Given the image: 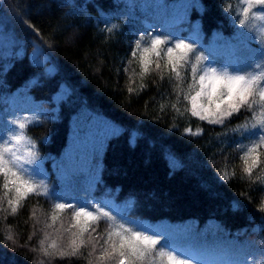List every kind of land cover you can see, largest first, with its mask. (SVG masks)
Masks as SVG:
<instances>
[{
  "label": "trees",
  "instance_id": "1",
  "mask_svg": "<svg viewBox=\"0 0 264 264\" xmlns=\"http://www.w3.org/2000/svg\"><path fill=\"white\" fill-rule=\"evenodd\" d=\"M241 9L242 0H0V126L40 117L41 123L24 132L36 142L37 163L57 197L29 196L15 215L0 213V264H88L85 258H49L41 250L44 221L50 222L51 206L62 202L60 197L79 204L106 202L137 224L170 233L179 244L203 246L214 256L212 242L234 240L243 244L250 262L260 260L264 164L250 180L238 150L250 141L232 131L223 135L224 126L190 112L161 110L166 101L175 103V82L166 70L163 79L153 71L141 88L138 65H129L139 36L160 34L173 43L177 37L194 42L208 58L202 66L257 72L255 63L264 53L253 61L241 51L264 50V37L259 32L255 40L240 28ZM255 23L258 30L264 27V21ZM113 24L117 28L109 33ZM191 82L189 72L185 92ZM181 100L176 107L184 112L190 105ZM244 115L241 110L226 125L234 129ZM11 126L14 135L19 130ZM185 127L202 134L190 135ZM0 138V144L13 143L2 133ZM222 170L235 175L224 181ZM2 185L0 178V198ZM69 219L62 214L65 226ZM45 230L56 239L54 229ZM103 230L102 221L98 231Z\"/></svg>",
  "mask_w": 264,
  "mask_h": 264
},
{
  "label": "snow or ice",
  "instance_id": "2",
  "mask_svg": "<svg viewBox=\"0 0 264 264\" xmlns=\"http://www.w3.org/2000/svg\"><path fill=\"white\" fill-rule=\"evenodd\" d=\"M255 9L260 11H254ZM199 10L201 13L204 11L202 5ZM262 14L264 0H242L238 21L240 28L251 32L254 26H249V21H264ZM115 28L117 25L113 24L107 31L111 33ZM33 31H36L34 27ZM258 31L264 37V27ZM242 35L243 32H240L237 37ZM145 40L148 46H142ZM52 46L48 43V47ZM130 57L129 65L136 63L140 69L138 75L142 81L141 88L144 87V77L153 71L163 79V72L166 70L169 80L175 82V103L166 101L161 105V110L172 107L179 115L190 112L191 117L207 121L210 125L224 126L223 135L232 131L250 141L249 144L241 143L238 150L243 152L240 157L243 173L251 180L254 169L264 164V54L255 63V68L260 69L259 71L232 72L228 67L217 68L211 63L202 66V62L208 58L197 49L194 42L177 37L173 43L163 35L150 34L139 36ZM189 72L192 82L185 92L183 85L186 84ZM135 75L137 73H133ZM128 90L136 91L132 87ZM181 96L190 105V108L183 106L184 112L176 107L177 104H182ZM241 110L245 113L244 122L237 124L234 129L226 125V121L234 115L239 116ZM33 123H41L40 117L13 119L11 124L19 130L8 137L13 143L0 144V178L3 179L2 187L5 190V197L0 198V213L5 215H15L29 196H42L46 201L57 199L49 188L43 167L37 163L41 161V157L36 142L24 132ZM184 131L190 135L202 134L200 129L193 132L191 128L185 127ZM26 165L29 167H25ZM234 175V171L231 174L227 170L221 171V179L224 181L230 180ZM60 200L62 202L52 204V210L48 214L50 222L44 221L43 239L39 241L44 256L49 258L57 255L61 258H85L88 264H264V244L260 248L259 261L254 258L250 262L244 246H237L238 250L233 256L216 257L203 246L179 244L170 233L139 225L126 213L108 207L106 202L79 204L64 200L63 197ZM5 202L7 207L3 206ZM259 210L264 212V201ZM65 213L70 216L67 226L62 221V214ZM32 217L36 219V209L32 210ZM58 221L61 223L57 229ZM102 221L104 230L99 232ZM45 229H54L56 239H51V234ZM7 238L13 239L11 235ZM49 240L50 244L45 247ZM32 250L36 251L35 248Z\"/></svg>",
  "mask_w": 264,
  "mask_h": 264
},
{
  "label": "rangeland",
  "instance_id": "3",
  "mask_svg": "<svg viewBox=\"0 0 264 264\" xmlns=\"http://www.w3.org/2000/svg\"><path fill=\"white\" fill-rule=\"evenodd\" d=\"M250 26H254L253 30L250 32V36L253 39L259 41L260 40L259 31H258V28H257V25H256L254 19L251 20ZM241 54L244 55V57L248 60L256 61L257 58L261 55V49L254 48L252 50H242ZM91 125H94V127H95L94 123L88 124V125H87V123L85 124L86 128H87V126H91ZM11 128H12L11 123H4L0 126V133H2L4 135L3 140H7V138L9 136H11V133H10ZM0 139H2V138H0ZM78 139H80V138H78ZM1 142H2V140L0 141V143ZM85 154H86V152H85ZM81 156L83 157V153L81 154ZM212 244L215 247V249L217 250L216 256L221 257V258H227V257L233 256L230 254H235L237 252V250H238L237 246H243L242 243L236 242L234 240H217V241L212 242Z\"/></svg>",
  "mask_w": 264,
  "mask_h": 264
},
{
  "label": "clouds",
  "instance_id": "4",
  "mask_svg": "<svg viewBox=\"0 0 264 264\" xmlns=\"http://www.w3.org/2000/svg\"><path fill=\"white\" fill-rule=\"evenodd\" d=\"M262 15H264V14H262ZM239 23V22H238Z\"/></svg>",
  "mask_w": 264,
  "mask_h": 264
}]
</instances>
